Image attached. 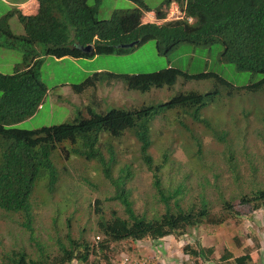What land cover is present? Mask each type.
Segmentation results:
<instances>
[{"label": "trees", "instance_id": "obj_1", "mask_svg": "<svg viewBox=\"0 0 264 264\" xmlns=\"http://www.w3.org/2000/svg\"><path fill=\"white\" fill-rule=\"evenodd\" d=\"M98 2L95 0L91 6L89 0H38L35 15L27 16L14 10L0 19V43L9 48L21 47L24 52L21 64L11 75L0 73V227L7 229L11 236L23 229L30 242L25 246L15 240L7 248L1 237L0 264H71L73 261L109 264L113 245L130 240L181 236L201 226L218 227L230 216L239 217L241 214L237 212L244 206L250 207L252 213L264 208V165H258L254 153L244 145L246 132L237 128L232 133L234 137L229 139L231 132L219 129L204 112L218 96L221 101L217 99L215 104L225 102L231 109L237 101L243 122L250 125L249 116L256 113L258 126L253 127V133L264 141V0H162L154 11L144 0H138L141 9L115 12L110 20L103 22L96 18ZM172 4L178 6L183 18L161 25L143 22L145 12H152L158 20L166 19ZM17 14L24 28V34L20 36L13 35L8 25V19ZM152 40L159 54H168L182 44L193 47L221 45V62L234 65L239 72L250 73L251 79L261 78L235 87L213 72L189 74L170 66L153 73H97L75 86L74 91L80 94L104 78L122 81L127 90L141 94L153 89L171 90L180 79L183 82L177 86L178 93L165 102L130 110L110 109L105 113L88 109L85 119L78 117L71 122L35 130L17 128L36 114L49 93L40 74L44 57L77 60L121 55L133 49H123V45L132 42L141 45ZM90 45L91 50L85 52L83 48ZM193 80H214L226 93L221 95L217 89L205 93L184 90L185 84ZM164 112L173 117V120L165 119V124L177 123L188 133L192 146H188L185 153L188 164L197 167L184 170L181 181L168 188L162 184V168L171 160L168 148L164 144L159 147L160 160H155L150 153L154 139L150 124ZM231 118L237 126L238 119ZM187 120L194 126L204 127L218 153L195 135L194 129L185 123ZM126 131H130L135 140L141 165L151 175L153 188L164 205L165 212L160 216L135 213L128 187L133 180L130 163L122 168L119 166L117 175H113L112 139L122 140ZM101 137L106 141L98 146ZM235 138L239 140L241 150L233 146ZM105 146L109 158L104 156ZM244 169L248 171L247 178ZM219 171H225L228 182L224 177L218 180ZM193 173L203 181L196 209L192 203H181L189 200L184 197L192 187H187L186 182H190ZM209 175L213 180H209ZM164 178L169 179L166 175ZM105 180L115 193L111 200L121 204L126 218L116 211H111L107 217L104 207L101 208L103 202L97 199L88 203L89 208L94 204L95 209L91 211L90 208L78 216L71 212L64 217L63 224L58 225L66 206L77 205L79 199L96 191ZM243 182L249 191L240 188ZM210 187L221 202L218 213L212 212L214 203L204 197ZM231 187L232 191L233 187L239 191H233L236 195L226 198L222 190L228 188L231 192ZM38 208L49 212L51 231L47 239L41 240L36 227ZM84 213L86 218L93 215L95 223L89 225L88 217L81 225L85 220ZM74 223L78 226V235L73 232ZM89 232L98 237L101 235L102 239L90 241L86 237ZM240 249V255L222 249L220 263L259 264L258 245L244 248L240 245ZM182 250L190 264H216L214 260L210 263L209 259L214 249L202 245L199 240L186 244Z\"/></svg>", "mask_w": 264, "mask_h": 264}, {"label": "rangeland", "instance_id": "obj_2", "mask_svg": "<svg viewBox=\"0 0 264 264\" xmlns=\"http://www.w3.org/2000/svg\"><path fill=\"white\" fill-rule=\"evenodd\" d=\"M30 0H0V19L7 16L10 12L14 10H21V5L26 4ZM99 0L96 18L98 21H108L111 19L113 13L115 12H130L135 9H141L140 3L136 0ZM162 0H144L146 6H148L153 11L159 8ZM95 0H89V5L93 6ZM27 6V5H25ZM28 7V6H27ZM170 11V12H169ZM168 13H171L170 18L178 17V13L174 8H170ZM23 13H25L23 11ZM146 16V12H145ZM180 17V16H179ZM146 20H152V18L147 17ZM8 25L10 32L13 35L20 36L24 34V28L19 22L18 14L13 15L8 19ZM222 52L221 45H214L210 47H193L191 45L182 44L168 54H159L156 48L155 41H147L139 46H136L131 51L125 54H115V55H103L97 56L93 59H77L73 60L70 58H65L62 60H56L53 57H44L43 65L41 67V81L49 93L42 107L36 112V114L30 119L25 120L17 126L19 129L24 130H35L44 126L58 125L65 122H71L70 118L76 116L78 111V106L74 102L86 103L91 102L95 98V103L97 105V110H110L113 108H125L132 106H139L142 103L155 102L158 100H164L169 97L172 98L176 95L177 86L182 81L180 79L171 90L163 91H152L146 95H140L134 92L126 91L123 87L122 82H116L113 80H106V78L97 81V85H106L99 87L94 91H87L82 95H77L73 92L75 86H79L84 83V81L96 73H111V74H141V73H153L170 67H175L181 71L187 72L189 74H198L203 72H213L220 75L224 80L234 85L235 87H241L248 85L250 82L258 81L261 77L255 76L251 79V74L248 72H239L236 70L234 65L223 63L220 61V54ZM23 51L21 47L9 48L0 43V73L4 75H11L17 65H20L23 59ZM186 83V82H185ZM120 84V85H119ZM183 89L195 90L200 93H205L211 89H217L220 91L221 95L226 93L224 88H220L214 82V80H202V81H188ZM90 90V89H89ZM56 97H61L67 103V107H63L64 102L57 100ZM219 97V96H218ZM218 97L213 103H210V107L204 111L208 119L213 123L217 124L219 129L225 131H230L231 134L229 139L234 136L232 133L241 129V131L246 132L247 137L245 138L244 145L247 146L248 150L254 153V157L258 165H264V141L256 137V133H253L255 129L254 126H258L256 113H251L249 119L251 120L250 125L243 122L244 118L239 110L238 102L235 101V105L232 107L234 113L226 111V103L215 104ZM221 97V96H220ZM73 99V100H72ZM226 99V98H225ZM227 100V99H226ZM221 101V99H218ZM215 104V105H214ZM92 109L95 108V104L92 103ZM244 106V105H243ZM231 111V112H232ZM238 119V125L234 126L233 119L225 114H229ZM166 120H173V117L167 114ZM165 120H156L153 122L152 136H153V146L150 148V153L153 155L155 160H160L161 152L159 147L164 144L168 148L170 154V163H167L163 169V175L169 178L162 179L163 187L168 188L170 185H175L179 183L182 179V174L184 170H194L192 164H188V158L185 151L188 146H192L189 140V135L182 126L177 123L165 124ZM190 127L194 129L195 135L201 137L205 145L208 147L216 146L215 142L204 127L194 126L191 120L185 122ZM121 141V142H120ZM118 142H113V149L116 153L115 161L113 162V175H117V169L119 166L122 168L125 164L130 163L132 165L133 180L131 182L132 187V198L135 201V208L137 212L147 213L150 217L159 216L164 213V205L159 200V195L155 191L152 185L151 175L143 168L141 165V160L138 157L137 144L130 134H127L125 138ZM100 143L104 145L105 138L101 137ZM239 140H233V146L240 149ZM220 145V144H219ZM213 150L218 153L213 147ZM104 156L108 158V150L105 146ZM259 166V167H260ZM244 177L247 178L248 171L243 170ZM208 176V174H207ZM218 180L223 177L228 182V175L223 171L217 173ZM209 180H213V177L209 175ZM231 182V181H230ZM203 181L200 180L199 176L195 173L192 174L190 182H186L187 187H192L191 191L184 197V199H189L186 202L181 201L182 204L196 203L200 202V186ZM108 184L101 183L98 190L92 193L85 194V197L77 201V205L66 206L65 211L62 212L61 220H59L58 225L63 224L62 220L69 213H74L78 216L79 213L91 208L93 205L88 207L89 200L93 202L96 199L104 201V194L108 191ZM240 188H244V191H249L245 187V183L240 184ZM233 191L238 192L239 188H234ZM231 187V192L228 188L222 190L226 198L233 196ZM204 197L207 200H211L214 203L212 212H217L219 210V202L217 200L216 191L210 187L206 190ZM65 205V204H63ZM62 205V206H63ZM174 206V202L170 203ZM111 208L119 209V205L104 204V210L108 212ZM75 210V211H74ZM39 214H36L37 230L39 236L42 239H47L51 223L48 219L49 212L41 208L37 209ZM241 213L244 215L242 218L229 219L222 226L210 227L201 226L199 228L191 229L187 236H183L180 239L168 238L161 241L150 242V243H130L124 242L114 245L112 248L113 259L118 261L116 264H120V260L124 256L132 258L135 260L140 258H146L150 264H190L185 255L182 254L181 247L186 243H192L197 240L201 242L202 245L207 247H212L214 249L213 258H215L216 264L218 259L222 254V249L229 248L234 255H240L241 249L247 245L251 247L259 246L261 253V259L259 264H264V210L257 213H251L249 208H242ZM88 216V215H87ZM89 217L90 223H95V219ZM87 217V218H88ZM86 213H84V221L80 224L83 225L86 221ZM73 226V232L78 235V226ZM17 232V231H16ZM93 236L95 233H87L86 237L93 241ZM4 238L3 242L7 248L14 243L23 244L29 246L30 242L27 235L23 230H18L16 235L11 236L5 230L0 227V239ZM103 264V263H102Z\"/></svg>", "mask_w": 264, "mask_h": 264}, {"label": "clouds", "instance_id": "obj_3", "mask_svg": "<svg viewBox=\"0 0 264 264\" xmlns=\"http://www.w3.org/2000/svg\"><path fill=\"white\" fill-rule=\"evenodd\" d=\"M170 8L172 9V8H174L175 10H176V12L178 13V15L180 16H178V17H176V18H170V15H171V13H168V11L170 10ZM170 8L167 10V17H166V19H163V20H158V19H156L155 18V15L151 12H149V13H146V16H145V14H144V16H143V22L144 23H156V24H159V25H161V24H163V23H166V22H169V21H173V20H177V19H181V18H183V14L182 13H180V10H179V8H178V6L176 5V4H172L171 6H170ZM24 11V8H22L20 11L22 12V14L23 15H27V16H32V15H35L36 14V12H37V10H38V0H37V9H36V11L34 12V13H31L30 11H28L27 9H26V13H23V11ZM170 12V11H169ZM147 17H150V18H152L153 19V21L152 20H146V18ZM189 22H191V19H189ZM130 44H134L132 47H130V48H123V46H128V45H130ZM130 44H127V45H123L122 46V48L123 49H131V48H135L136 46H139L138 45V43L137 42H132V43H130ZM89 47V50L88 51H86L85 49L86 48H88ZM91 48H92V45H90V46H86L85 48H83V50L85 51V52H89L90 50H91ZM56 60H62V59H56ZM74 60V59H73ZM97 74V73H96ZM107 80V79H106ZM113 81H116V82H122V81H118V80H113ZM123 83V82H122ZM124 84V83H123ZM120 85V84H119ZM103 86H106V85H101V86H98L97 85V82H96V85L94 86V87H89V88H87V89H84L80 94H78V93H76L75 91H74V88H73V92L74 93H76L77 95H82V94H84V93H86L87 91H94V90H96L97 88H99V87H103ZM126 91H130V90H127L126 89V87H125V84H124V87H123ZM90 89V90H89ZM163 90H169V89H167V88H164V89H161V90H156V89H153V90H151L150 92H148V93H145V94H141V93H138V92H134V91H132V92H134V93H137V94H140V95H146V94H149V93H151L152 91H163ZM131 92V91H130ZM56 99L57 100H59V101H61L62 100V98L61 97H56ZM92 101L91 102H86V103H81V102H77V101H75V99H74V102L77 104V106H78V111H77V114H76V116L74 115V116H72L71 118H70V120L71 121H73L75 118H78V117H82L83 119H85V118H88V109H92L91 107V105H92V103H94L95 104V111L97 112V113H105V112H107L106 110H97V105H96V103H95V98L94 97H92ZM168 99H170L169 97H167V98H165L164 100H158V101H155V102H149V103H142L141 105H139V106H132V107H125V108H113V109H127V110H130V109H134V108H140L141 106H146V105H151V104H157V103H160V102H165V101H167ZM73 100V99H72ZM63 102H64V105H63V107H67V103L64 101V100H62ZM222 105H223V103H222ZM233 105H235V102L233 103ZM238 107H239V110H241L240 109V104H238ZM93 110V109H92ZM109 111V110H108ZM226 111H229L230 113H234V111H232V109L228 106V104H226ZM232 111V112H231ZM168 112V111H167ZM167 112H164L163 114H160V115H158L157 117H155L153 120H152V122H151V124H150V134L152 135V128H153V122L154 121H158V120H165L166 119V115L168 114ZM230 113L229 114H225V117H226V115L227 116H229L230 115ZM231 117H233L232 115H231ZM230 116H229V118H231ZM227 118V117H226ZM234 118V117H233ZM228 119V118H227ZM232 119V118H231ZM125 134L127 135V134H130V131H126L125 132ZM131 135V134H130ZM101 140V139H100ZM106 141V140H105ZM113 142H118V141H116V140H113L112 139V143ZM101 145H103V144H101V143H99V145L98 146H101ZM107 150H108V147H107ZM114 150V149H113ZM115 157H116V153L114 152V161H115ZM138 157L140 158V154H139V152H138ZM77 158H79V157H77ZM108 158H109V156H108ZM80 159V158H79ZM81 160V159H80ZM140 160H141V163H142V159L140 158ZM113 163V162H112ZM165 166V165H164ZM163 169V168H162ZM100 170H102V169H100ZM103 183H106V184H108V191H110L109 193L108 192H106L105 194H104V201H102V200H100L101 202H103V204H102V206H101V208L102 207H104V204L105 203H107V204H113V205H119V209H114V208H111L108 212H106L105 211V215L107 216V217H109V215H110V213H111V211H116L117 212V214L120 216V217H123V218H126V216H125V214H124V211H123V207L121 206V204L118 202V201H116V200H111L112 199V197L114 196V190L110 187V185H109V183L105 180ZM129 188H130V190H131V196H130V201L132 202V204H133V209H134V211H135V213H137V214H139V215H142V214H146L147 215V213H140V212H137V210H136V208H135V201L133 200V198H132V187H131V185L130 186H128ZM85 190L87 189V188H85V187H83ZM98 188H99V186H98ZM98 190V189H97ZM110 199L109 201L107 200V199ZM97 200V199H96ZM218 202H219V210L217 211V212H214V213H218V212H220V210H221V202L219 201V199H218ZM200 203V202H199ZM199 203L198 204H196V203H192L191 205H194L195 206V209H196V207H198V205H199ZM247 206H244V208H246ZM93 208L95 209V206H93ZM249 208V210H250V207H248ZM264 210V208H261V209H259V210H257V211H255L254 213H259V212H261V211H263ZM165 212V211H164ZM251 212V211H250ZM238 214H241L239 217L238 216H236V217H231L230 216V218L229 219H233V218H237V219H240V218H242L244 215L241 213V211L239 212H237ZM252 213V212H251ZM162 214H164V213H162ZM161 214V215H162ZM148 216V215H147ZM152 216V215H151ZM150 216V217H151ZM160 216V215H159ZM149 217V216H148ZM228 219V220H229ZM226 223V222H225ZM223 225V224H222ZM221 225V226H222ZM219 227V226H218ZM23 230V229H22ZM24 232H25V230H23ZM189 234V232H187L185 235H181V236H167V237H164V238H162V239H158V240H143V241H127V242H134L135 244H138V243H141V244H144V243H150V242H156V241H161V240H163V239H168V238H175V239H180L181 237H183V236H187ZM99 239L101 240L102 239V236L100 235L99 237L97 236V234L95 235V236H93V241H99ZM122 243H124V242H122ZM186 244H189V243H186ZM185 244V245H186ZM184 245V246H185ZM114 246V245H113ZM184 246H182L181 247V249H183L184 248ZM113 248V247H112ZM226 250H228V251H230L231 252V250L229 249V248H227L226 247ZM231 253H233V252H231ZM182 254L183 255H185L184 253H183V250H182ZM222 254H223V252H222ZM221 254V255H222ZM213 255H214V252H213V254H212V257H210L209 259H210V263L214 260L215 261V258H213ZM185 256H187V255H185ZM220 258H221V256H220ZM218 259V263L219 264H223V263H220L221 261H219V260H221V259ZM113 259V256H112V252H111V258H110V260H109V264H116V263H118V261H116L115 262V260H112ZM126 260V261H125ZM107 263H108V261H106ZM71 264H79V263H77V262H75V261H73ZM120 264H150L149 263V261L146 259V258H140V259H137V260H135L134 261V259H132V258H129V257H126V256H124L123 258H122V260H120Z\"/></svg>", "mask_w": 264, "mask_h": 264}, {"label": "crops", "instance_id": "obj_4", "mask_svg": "<svg viewBox=\"0 0 264 264\" xmlns=\"http://www.w3.org/2000/svg\"><path fill=\"white\" fill-rule=\"evenodd\" d=\"M27 5V6H25ZM24 8V12L26 11V9L28 11H30L31 13H34L37 9V0H30L29 2H27L26 4H22L21 5V9ZM23 11V10H22ZM26 13V12H25Z\"/></svg>", "mask_w": 264, "mask_h": 264}, {"label": "water", "instance_id": "obj_5", "mask_svg": "<svg viewBox=\"0 0 264 264\" xmlns=\"http://www.w3.org/2000/svg\"><path fill=\"white\" fill-rule=\"evenodd\" d=\"M133 45H134V44H130V45H128V46H123V48H130V47H132ZM85 50L88 51V50H89V47L86 48Z\"/></svg>", "mask_w": 264, "mask_h": 264}, {"label": "built area", "instance_id": "obj_6", "mask_svg": "<svg viewBox=\"0 0 264 264\" xmlns=\"http://www.w3.org/2000/svg\"><path fill=\"white\" fill-rule=\"evenodd\" d=\"M126 261V260H125Z\"/></svg>", "mask_w": 264, "mask_h": 264}]
</instances>
